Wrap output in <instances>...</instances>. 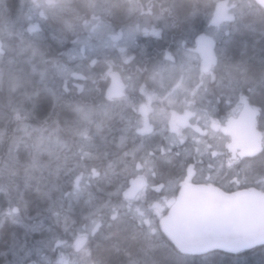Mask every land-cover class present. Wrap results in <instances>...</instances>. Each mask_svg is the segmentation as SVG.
Masks as SVG:
<instances>
[{
    "label": "flooded vegetation",
    "instance_id": "flooded-vegetation-1",
    "mask_svg": "<svg viewBox=\"0 0 264 264\" xmlns=\"http://www.w3.org/2000/svg\"><path fill=\"white\" fill-rule=\"evenodd\" d=\"M0 17V226L26 216L13 202L19 173L3 174L21 165V151L30 174L43 156L61 162L41 175V187L34 178L32 191L59 186L61 203L46 197L35 219L49 233L53 222L67 229L35 244L30 264H57L61 255L62 264H233L259 256L264 244L183 254L163 228L179 204L206 218L209 241L228 242L237 196L264 194V8L256 0H0ZM41 100L46 108L38 111ZM75 110L72 143L58 132ZM100 110L97 123L83 121ZM48 127V151L38 154L35 138ZM69 153L81 164L76 187ZM129 223L135 229L118 245L113 234ZM116 250L120 262L107 257Z\"/></svg>",
    "mask_w": 264,
    "mask_h": 264
},
{
    "label": "water",
    "instance_id": "water-1",
    "mask_svg": "<svg viewBox=\"0 0 264 264\" xmlns=\"http://www.w3.org/2000/svg\"><path fill=\"white\" fill-rule=\"evenodd\" d=\"M256 1L264 7V0ZM179 207L178 204L168 214L164 229L183 253H200L213 247L236 250L264 242V195L244 192L232 204L235 215L231 220L235 226L228 227L230 240L222 243L208 241L206 235L209 229L205 217L195 216L196 212L179 210Z\"/></svg>",
    "mask_w": 264,
    "mask_h": 264
},
{
    "label": "bare ground",
    "instance_id": "bare-ground-1",
    "mask_svg": "<svg viewBox=\"0 0 264 264\" xmlns=\"http://www.w3.org/2000/svg\"><path fill=\"white\" fill-rule=\"evenodd\" d=\"M12 9H13V6H12ZM1 19V17H0ZM112 91V87L108 90V97L111 96V92ZM105 111H99L97 112L93 117H92V120H91V123L95 122L97 123L99 121V119H101V117L103 116V113ZM70 118H74V116H69V119ZM50 131V128L48 127L47 129H43V132H49ZM71 131H69V128H63V129H60V131L58 132V135H60L61 137L65 138L67 135H68V139L69 140H73L74 139V135H69ZM34 138V136L32 137ZM45 138V137H44ZM36 139V138H35ZM42 144V143H41ZM45 144V147L47 145V142L44 143ZM43 145V144H42ZM44 146V145H43ZM26 149V147H25ZM57 149V148H56ZM21 158H28V153L27 151H21ZM53 159L54 160V157H49V156H46L41 159V162L40 164H44L46 167H45V170L44 171H38L37 170V167L35 166V172L36 174H30L27 173L26 175H30V176H33V175H43L44 172L46 170H48L50 167L53 166L52 164V161L51 160ZM51 161V162H50ZM23 165H20L19 167H15V169L13 168H9L7 169L6 171L3 172L4 175H9V174H12V173H21L22 172V169H23ZM113 168H111L110 170H106V171H111L112 172ZM3 179V177H0V182L1 180ZM46 189H41V190H31V193H30V201L27 205V211H26V216L25 217H21V220H19L16 224H10L9 226H7L6 228L4 229H1L0 230V243L2 242H5L6 243H9V241H12V243L7 247V249H5V253L3 252V254L1 255V258H0V264H4L5 261L8 259V258H13L15 259V256H19L21 254V250L25 251V253L27 254V257L30 256V251H26V249H29L30 248V245L33 246L35 244H38L42 241H45V239H48V241H53V240H56V239H59L60 236H61V233H58L59 231H54L52 230V233H49L48 232V229H49V226H46L45 225V222L43 221H37L38 219L36 218L35 219V214L37 212V210L39 211V208L41 207V203H42V200L44 199V197H49L50 195L52 196L53 194H57L58 192L56 191L58 187H55V186H49V185H46L45 187ZM51 191H52V194H51ZM2 200V198H1ZM28 226H32V230H31V234H32V237L25 243H20L19 242V236L21 234V232ZM67 229L66 227H63L62 230H65ZM131 229H135L134 226L132 225V223H129L128 226L126 227H120V228H117V231L113 234L116 238H121L122 241H125L127 238H128V234L131 233ZM30 230V229H29ZM36 230V234L34 235V231ZM61 231V230H60ZM20 239H21V236H20ZM128 250V248H127ZM111 251V247L109 246H102L101 247V253L104 254V255H107L109 254ZM117 253H113L109 256H107L108 258L111 259L112 262H120L122 260V256L119 254V251L120 250H116Z\"/></svg>",
    "mask_w": 264,
    "mask_h": 264
},
{
    "label": "rangeland",
    "instance_id": "rangeland-1",
    "mask_svg": "<svg viewBox=\"0 0 264 264\" xmlns=\"http://www.w3.org/2000/svg\"><path fill=\"white\" fill-rule=\"evenodd\" d=\"M3 21L2 20H0V28H2L3 26ZM88 109H89V107H88ZM90 110V109H89ZM93 115V113H87V115L86 116H84V119H83V121L85 122V123H91V120H92V116ZM74 117H75V119L77 120V117H78V113H77V111L75 110V113H74ZM104 118V116H102L101 117V119H103ZM70 120V122H69V124H70V127H68L69 128V131H71L70 133H69V135L71 136V135H74V137H75V134L77 133V126L75 125V126H71V125H73L74 123H73V121H74V118H70L69 119ZM104 121V120H103ZM102 121V122H103ZM73 123V124H72ZM76 123H77V121H76ZM79 124V123H78ZM43 133L44 132H40L39 134H38V136H37V138H36V151L39 153V152H46V151H48V148H47V146L45 147V142H47V138H44V136H43ZM70 142H72V143H76V139H73V140H69ZM44 145H42V144ZM59 146V144L58 143H54V144H51L50 145V147H51V149H52V151L53 150H55L57 147ZM77 146L76 145H69V149H71V148H73V149H75ZM73 155L74 154H70L69 153V159H68V162H69V166H68V172H69V174H71V173H73V175H72V178H70V180H69V183H70V185L72 186V187H76L77 185H81V184H78V177H76V170H77V167L78 166H81V164L80 163H78V161L73 157ZM51 160V159H50ZM52 161V164H53V167H59L60 166V164H61V162L60 161H58V160H56V161H53V159L51 160ZM113 163H115L116 164V162H113ZM82 166H84L83 164H82ZM36 167H37V170L38 171H44L45 170V165L44 164H40V163H36ZM122 168H124V165L123 166H121ZM51 168V167H50ZM112 168V164H107L105 167H104V169H106V170H110ZM106 173H109V172H111V171H105ZM42 178V176L41 175H38V178L36 179V182L38 183L39 181L40 182H43V180H40ZM29 179V178H28ZM75 193H77V192H75ZM60 195L59 196H57V198H53V201H52V203H50V204H53V205H59L60 203H61V201H60V199H63L64 197H62L61 195V192L59 193ZM56 195H58V193L56 194ZM78 196L75 194V195H73V194H71V193H69L67 196H66V198H67V203L68 204H70V203H76V198H77ZM14 200L15 201H19L20 202V200H21V197H20V194H15L14 195ZM87 203H89V201L88 200H86V202H85V204H87ZM22 208H24V209H26V207L25 206H22ZM69 210L70 211H74V210H72L71 208H69ZM91 214H93L92 212H88V214L87 215H91ZM115 215L116 216H118V217H120V216H123V215H125V212H122V211H117L116 213H115ZM64 217L62 216H59V217H56L55 215L53 216V219H56V220H62ZM118 221L120 222V219H118ZM0 223H1V220H0ZM25 257H27V254L25 253V255H24ZM169 259H167V256H166V254H164V262H166V261H168ZM254 260H255V258H254ZM28 260H25V261H23V264H25V262H27ZM62 261H64V259H63V257H62V255L60 256V258H56L55 259V261H54V263H57V264H62ZM197 262L199 263L200 262V264H202V263H205V259H197ZM243 261L242 260H237V261H234L233 262V264H241ZM255 262V261H254Z\"/></svg>",
    "mask_w": 264,
    "mask_h": 264
},
{
    "label": "trees",
    "instance_id": "trees-1",
    "mask_svg": "<svg viewBox=\"0 0 264 264\" xmlns=\"http://www.w3.org/2000/svg\"><path fill=\"white\" fill-rule=\"evenodd\" d=\"M38 108H39L38 111H42L43 108H46V102H45V100H41L40 106H38ZM43 116L44 115H37L36 118L37 119H40V118H43ZM27 159L28 158H21V165H23L24 167H23L22 172L19 174V177H18L19 182H20L18 194H20L21 200H20V202L19 201H15V200L13 201L14 203L20 205V208H21V212L22 213H24V211L27 209V206L26 205H28V203L30 201L29 198H30V193H31V190H32V183H34V180L33 179L34 178H36V179L38 178V175L35 176V177H34V175L33 176L26 175L27 173H29V171L27 169H25V166H27V168H28V166H30L28 162L27 163L24 162ZM36 184H37V187H41V182L40 181L38 183H36ZM57 196H59V195L53 194L51 196L52 201H53V198L55 199V198H57ZM52 201H51V203H52ZM47 202L48 201H46V197H44V199L42 200V203L41 204H45ZM0 204H2L1 197H0ZM22 206H26V209L22 208ZM39 210H42V209H39ZM56 224H57L56 222H53L52 229L54 231H60V229L62 228V226L56 225ZM6 225L9 226L10 223H4V224H2L0 226V230L6 228L7 227ZM31 230H32V226H28V227H26L21 232V234H20L21 239H20V236H19V242L20 243H25V242H27L32 237ZM116 240H117L118 245H120L123 242L121 240V238H116ZM11 243H12V241H9V243H6V244H5V242H3V243L1 242L0 243V258H1V255L3 254V252L5 253V251H6L5 249H7V247ZM54 245L55 244H53V246ZM34 249H35V245H33V246L30 245V248L29 249H26V251L29 250L30 251V255H32L34 253ZM24 255H25V251L21 250V254L19 256H15V259L8 258L5 261L4 264H19V262H22L26 258ZM42 264H44V263L42 262ZM255 264H264V248L261 249L260 256H259V258L257 257V260L255 261Z\"/></svg>",
    "mask_w": 264,
    "mask_h": 264
},
{
    "label": "snow or ice",
    "instance_id": "snow-or-ice-1",
    "mask_svg": "<svg viewBox=\"0 0 264 264\" xmlns=\"http://www.w3.org/2000/svg\"><path fill=\"white\" fill-rule=\"evenodd\" d=\"M209 180H211V176L208 177ZM209 187H216V191L222 193L223 195L227 196L230 193H228L227 191L220 189L218 186H214V185H209Z\"/></svg>",
    "mask_w": 264,
    "mask_h": 264
}]
</instances>
